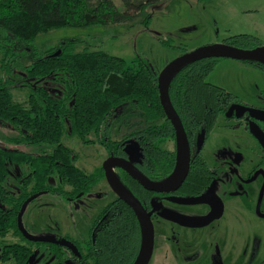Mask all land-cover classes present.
Listing matches in <instances>:
<instances>
[{
    "label": "trees",
    "instance_id": "trees-1",
    "mask_svg": "<svg viewBox=\"0 0 264 264\" xmlns=\"http://www.w3.org/2000/svg\"><path fill=\"white\" fill-rule=\"evenodd\" d=\"M159 1L122 0L120 8L115 0H0L3 72L13 73L24 57H28L31 60L25 65L28 79H54L61 84L60 91H53L36 83L31 86L29 98L20 102L13 96L11 80L0 76V123L18 133L10 141L16 145L55 147L51 152L34 154L0 145L2 236L22 235L18 217L24 212L23 207L26 208L39 194L48 192L76 199L90 192L104 177L101 168L87 173L78 166V155L64 141L68 132L85 143L95 142L90 138L95 133L110 153L122 149L126 138L136 137L147 152L146 162L144 158L139 162V170L157 182L173 176L177 168L176 155L165 150L163 144L172 138L177 140V133L161 103L160 72L148 60L137 56L128 61L104 50L76 51L75 40L63 41L46 50L35 46L38 35L52 29L132 23ZM152 17L149 13L143 23L149 26ZM159 39L166 47H179L170 39ZM224 44L245 49L263 45L258 37L250 34L230 36ZM221 59L196 61L179 71L170 82L171 101L189 131L205 126L237 99L224 87L208 81L210 72ZM244 62L264 71V64L260 62ZM121 112L137 114L140 122L127 137L113 140V124ZM11 165L30 168L18 195H14L6 184ZM55 176L69 189L53 184L51 178ZM118 176L133 195L136 191L147 195V191L126 173ZM101 216L103 222L89 243L85 263L135 264L143 248V231L136 213L124 201L117 200ZM52 245L61 258V244ZM4 252L6 258L14 256V264H26L32 250L26 244H13Z\"/></svg>",
    "mask_w": 264,
    "mask_h": 264
},
{
    "label": "rangeland",
    "instance_id": "rangeland-1",
    "mask_svg": "<svg viewBox=\"0 0 264 264\" xmlns=\"http://www.w3.org/2000/svg\"><path fill=\"white\" fill-rule=\"evenodd\" d=\"M122 8V0H115ZM153 15L150 25L143 23L144 18ZM250 34L258 37L264 46V0H160L149 6L132 23L94 24L86 26H66L42 32L38 35L35 46L40 50L57 47L63 41L75 40L76 51L104 50L108 53L132 61L137 56L148 60L159 72L170 62L188 51L208 44H223L233 35ZM160 37L170 39L178 45L169 48L162 44ZM0 76L11 80L13 96L16 101L25 102L30 95L32 85L41 83L53 91H60L61 84L54 79L36 81L26 77L25 65L31 60L24 57L13 73L6 74L1 69ZM210 83L224 87L239 95L245 103L264 107V75L249 64L235 59H221L215 64L208 76ZM120 117V120H119ZM137 114L125 112L118 116L114 127V137L120 138L127 126L139 122ZM216 128L205 149L206 157L224 155L226 144L220 139ZM18 133L0 123V145L19 148L34 154L51 152V145H16L10 141ZM96 139V135H92ZM64 141L77 153L78 165L91 172L103 165L107 153L99 144L86 145L77 136L65 135ZM175 148L171 140L165 145ZM222 155V156H223ZM11 175L7 184L15 193L18 192L22 173H28L27 166L11 165ZM53 184L59 183L57 176L51 178ZM114 193L104 180L84 197L74 200L52 194H42L35 202H30L24 215V224L30 234L55 240H65L70 236L77 240L89 237L91 226L104 205ZM195 205H182L175 202L160 203L158 214L165 217L192 213ZM156 234V251L150 264H211L222 259L224 254L214 251H201L186 255L177 247V234L172 233L171 241L161 239ZM12 236H0V258L3 247L18 242ZM254 256L252 257V259ZM178 260V261H177ZM55 256L48 244H37L30 264H54Z\"/></svg>",
    "mask_w": 264,
    "mask_h": 264
},
{
    "label": "flooded vegetation",
    "instance_id": "flooded-vegetation-1",
    "mask_svg": "<svg viewBox=\"0 0 264 264\" xmlns=\"http://www.w3.org/2000/svg\"><path fill=\"white\" fill-rule=\"evenodd\" d=\"M240 61L244 62L245 60ZM247 64L259 70L260 73L264 75L262 69L250 63ZM230 93H233L237 97L236 101L230 103L224 112L218 113L215 119L206 122L205 126H200L193 131H189L182 122L187 132L191 149L190 170L184 182L177 187L175 191L157 192L150 190L143 186L125 169L120 167L113 168L117 175L123 176L126 173L147 191V195L136 191L134 196L140 201L148 213H152V221L155 228V243L152 258L157 248L156 234L159 233L161 239L170 242V236L174 233L177 234V247L183 249L187 256L201 251L215 250L217 253L224 254V257L211 264H264V107H259L250 103L247 104L236 93ZM122 113L124 112H121L119 115ZM116 121H118V117L115 119V122ZM115 122L111 133V138L113 140H122L127 137L128 133H130L132 128L138 123L130 125L132 127L127 126L128 130L120 138H116L114 137ZM216 128L220 130V139L226 144L224 148L226 151H224V155L222 152L220 156L213 157L209 160L206 157L205 149ZM93 134L96 135V139L92 138ZM93 134L90 135V138L95 140V142H82L86 145L99 144L102 146L107 153L105 161L112 156L126 158L128 160L133 158V164L138 170L139 162H142L143 158L146 162L147 152H145L146 149L138 138H126L123 141L122 149L119 148L117 152L110 153L99 142L98 135L95 133ZM66 135L72 136L69 132ZM171 140L175 142L174 149L165 147ZM163 148L176 155V170L178 171L181 157L178 134L177 140L174 138L167 140L163 144ZM105 161L103 165L95 167L91 172L86 171L78 165L87 173H92L96 169L101 168L104 177L97 184L106 180L107 185L114 193V197H112L111 194H108L107 191L104 190V194L110 195V201L104 205L96 216L87 239L77 240L67 236L65 240L61 241L51 238H48V241L31 240L20 228V214L18 217V226L22 235L11 233L7 236H2L0 234L2 237L12 236L19 240L18 242L7 244L3 247L0 264L15 263L14 256L11 255L6 258L4 252L7 246L13 244H26L31 248L32 253L26 264H30L37 244L49 245L55 256L54 264H59L61 261L63 264H86L84 255L88 253L89 243L91 239L96 236L99 226L103 222L104 218L102 219L101 216L103 212L109 205L115 203L117 200H122L130 206L113 190L108 182L104 169ZM143 170L145 171L144 168ZM139 172L143 174L140 170ZM11 173L10 166L9 176H12ZM29 173L30 168L28 173H22V175L19 176L22 178V182L24 177ZM147 174L150 173L147 172ZM170 178L160 182L149 178L147 179L156 183H165ZM22 182H20L18 192L15 193L10 189L8 184H6L14 195H18L21 192ZM57 184L64 185L61 181L55 185ZM96 185H94L87 194L91 193ZM64 186L69 189L68 185ZM45 193L52 194L48 192ZM45 193H41L38 196L35 195L36 197L34 200L30 202H35L40 195ZM85 195L78 198L84 197ZM56 196L65 198L61 195ZM185 200H199L201 202L187 203L184 202ZM163 201L175 202L182 205H195L198 206V208L192 213L185 212L184 214L179 213L177 216L165 217L158 214L160 203ZM27 206L22 213V223L27 234L33 236L24 224V215ZM132 210L135 212L133 208ZM137 217L139 218L138 215ZM140 223L143 231L144 244V230L141 220ZM54 243L61 244V258L53 249L52 244ZM253 256L254 258L252 259Z\"/></svg>",
    "mask_w": 264,
    "mask_h": 264
},
{
    "label": "water",
    "instance_id": "water-1",
    "mask_svg": "<svg viewBox=\"0 0 264 264\" xmlns=\"http://www.w3.org/2000/svg\"><path fill=\"white\" fill-rule=\"evenodd\" d=\"M208 58L236 59L257 61L264 64V46L245 49L230 46L227 44H208L197 49L188 51L170 62L159 74V91L161 103L164 107L167 117L171 120L181 149L180 167L178 171L165 183H156L147 179L134 166V159L128 160L121 157H110L105 161L104 169L106 177L113 190L125 200L139 216L144 230V244L140 256L135 264H149L154 250L155 228L152 221V213H148L142 206L140 201L125 187L119 176L114 171V167H120L128 171L136 180H138L146 188L157 192H173L186 179L190 170L191 149L189 139L185 127L175 110L169 95V85L172 78L186 66ZM130 152V151H129ZM130 153H133L132 151ZM187 203L201 202L199 200H185ZM25 210V206L22 212ZM19 225L21 230L27 237L34 241H48L45 237L30 236L27 234L22 223V213L19 217Z\"/></svg>",
    "mask_w": 264,
    "mask_h": 264
},
{
    "label": "crops",
    "instance_id": "crops-1",
    "mask_svg": "<svg viewBox=\"0 0 264 264\" xmlns=\"http://www.w3.org/2000/svg\"><path fill=\"white\" fill-rule=\"evenodd\" d=\"M257 70V69H256ZM259 71V70H258ZM260 72V71H259Z\"/></svg>",
    "mask_w": 264,
    "mask_h": 264
}]
</instances>
